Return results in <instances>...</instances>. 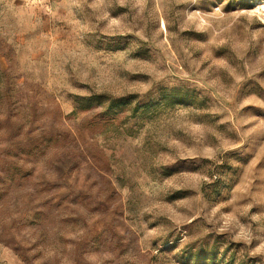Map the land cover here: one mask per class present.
<instances>
[{
    "label": "rangeland",
    "instance_id": "1",
    "mask_svg": "<svg viewBox=\"0 0 264 264\" xmlns=\"http://www.w3.org/2000/svg\"><path fill=\"white\" fill-rule=\"evenodd\" d=\"M264 0H0V264H264Z\"/></svg>",
    "mask_w": 264,
    "mask_h": 264
},
{
    "label": "bare ground",
    "instance_id": "2",
    "mask_svg": "<svg viewBox=\"0 0 264 264\" xmlns=\"http://www.w3.org/2000/svg\"><path fill=\"white\" fill-rule=\"evenodd\" d=\"M264 6V5H263Z\"/></svg>",
    "mask_w": 264,
    "mask_h": 264
}]
</instances>
